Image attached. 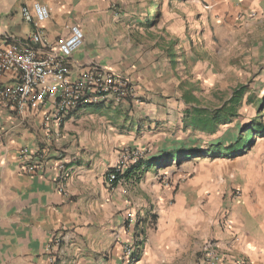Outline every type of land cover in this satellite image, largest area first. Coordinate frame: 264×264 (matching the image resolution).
<instances>
[{
  "label": "crops",
  "instance_id": "crops-1",
  "mask_svg": "<svg viewBox=\"0 0 264 264\" xmlns=\"http://www.w3.org/2000/svg\"><path fill=\"white\" fill-rule=\"evenodd\" d=\"M128 1L0 0V50L29 43L32 26L22 20L20 9L42 3L49 17L41 30L52 44L65 37L71 24L84 33L81 48L68 60L69 79L79 78L98 62L126 76L143 98L141 102L110 98L82 106L47 130L43 117L47 107L19 113L0 101V264H49L51 258L56 264H116L117 238L143 240L140 259L133 264H207L201 248L209 239L223 253L218 264H233L238 258L264 264L263 216L245 206V213L222 214L221 221L212 223L191 206L205 190L220 192L227 173L204 169L195 171L191 178L195 182L179 181L169 162L154 164L164 156L160 153L144 159L138 182L132 177L114 185L107 180L117 150L130 146L147 129L158 128L159 121L170 123L174 113L162 98L164 81L176 80L167 46L160 40L139 50L137 43L124 38L122 27H130ZM262 17L264 13H259L254 29L257 48H264ZM34 47L40 52L39 45ZM170 52L175 49L170 47ZM16 81L14 69L0 74V88ZM23 146L45 152L34 173L22 167ZM161 174L170 179L168 186L158 182ZM251 176L257 177L251 169L234 175ZM131 220H136L134 227ZM137 229L143 232L138 237ZM55 237L60 238L58 245L51 242Z\"/></svg>",
  "mask_w": 264,
  "mask_h": 264
},
{
  "label": "rangeland",
  "instance_id": "rangeland-1",
  "mask_svg": "<svg viewBox=\"0 0 264 264\" xmlns=\"http://www.w3.org/2000/svg\"><path fill=\"white\" fill-rule=\"evenodd\" d=\"M125 8L126 22L130 25L122 27L125 39L137 43L139 50L163 40L167 57L170 47L176 53L175 62L170 64L176 71V80L164 81L162 91L166 108L174 107L170 123L159 121L158 128L140 133L130 146L143 150L142 163L152 154L159 157L160 153L188 148L201 151L169 164L176 168L179 181L195 182L191 179L195 171L204 169L227 173L220 182V192L205 190L191 204L197 215L201 211L199 213L210 222L221 221L222 214L239 216L248 209L264 217V133L254 134L250 145L234 155H204L214 144L227 147L236 143L255 120L264 125V48L256 47L254 30L258 14L264 13V0H129ZM260 19L264 21V17ZM147 22L151 25H146ZM163 67L168 68L167 61ZM239 85L245 86V93L237 115L230 122L219 124L212 134L184 127L183 112L188 106L180 99L183 90H192L199 107L213 109L228 99ZM132 91L131 99L141 102L142 96ZM167 147L171 149L164 150ZM245 169L256 172L257 177H234L236 172ZM140 173L131 180L138 182ZM158 177H161L158 179L161 185L166 179L170 181L167 175Z\"/></svg>",
  "mask_w": 264,
  "mask_h": 264
},
{
  "label": "built area",
  "instance_id": "built-area-1",
  "mask_svg": "<svg viewBox=\"0 0 264 264\" xmlns=\"http://www.w3.org/2000/svg\"><path fill=\"white\" fill-rule=\"evenodd\" d=\"M22 20L32 26L29 43L18 47L0 50V74L9 70L17 71V81L11 86L0 88V101L6 107L12 106L19 113L26 109L43 110L45 129L50 124L59 126L61 122L73 116L82 106L105 102L110 98L127 99L133 95L128 78L101 63H92L77 79L68 77V60L78 51L83 43L84 33L77 24L68 27L67 34L57 43L52 44L41 30L42 23L49 17L48 8L39 2L23 5L20 9ZM39 45L40 52L34 47ZM19 157L23 169L34 173L41 168L45 152L38 148L23 146ZM143 150L136 146H124L117 150L115 164L107 170L109 182L121 183L125 171L142 162ZM64 172L62 177H66ZM169 180L164 181L168 186ZM131 220L129 225H135ZM119 243V258L116 264H129L136 253L135 239H116ZM53 245L60 243V238L52 239ZM201 258L207 264H218L223 261L214 239L207 240L201 248ZM49 264H56L51 258ZM233 264H247L238 258Z\"/></svg>",
  "mask_w": 264,
  "mask_h": 264
},
{
  "label": "trees",
  "instance_id": "trees-1",
  "mask_svg": "<svg viewBox=\"0 0 264 264\" xmlns=\"http://www.w3.org/2000/svg\"><path fill=\"white\" fill-rule=\"evenodd\" d=\"M157 16H158V12L156 11V17ZM146 25L149 26L151 25V23L147 22ZM171 46H174V43H171ZM168 57L172 60V62H175L176 56L174 52L168 53ZM244 93H245V86L239 85L232 90V94L228 99L223 101L217 108L210 109L208 107L198 106L199 105L198 100L192 94V90L190 89L183 90L180 95V99L186 106H188L185 109L182 118L184 127L185 128L190 127L204 133H210V134L214 133L217 130L219 124L228 123L237 115L238 107L242 103ZM258 105H260V102H258ZM256 133H264V125L258 123L255 120V123H253V125L245 129V131L241 134V136L239 137L236 143L229 145L227 147H222L219 143H217L212 145L208 153L206 154L203 153V154L207 156L210 155L219 156L220 154L234 155L235 153L244 151L245 148H247L250 145V143L253 140V136ZM200 152L201 151H199L196 148L179 149L173 153L169 152L164 154V156L161 159L157 160L154 164L157 166H163L166 165L167 162H169L170 164L172 161L178 162L180 161V159L191 158L195 154H200ZM203 154L201 153V155ZM201 155H197V156H201ZM142 167H143L142 162H140L138 165H134L128 168L125 171V173L122 175V179L127 180L135 176V174L141 172L139 170ZM115 183L116 181L113 182V185ZM137 230L138 231L136 236L138 237L143 232L141 231L142 229H137ZM142 241L143 240H138V238L135 241L136 253L133 255V261L134 260L137 261L140 258Z\"/></svg>",
  "mask_w": 264,
  "mask_h": 264
}]
</instances>
